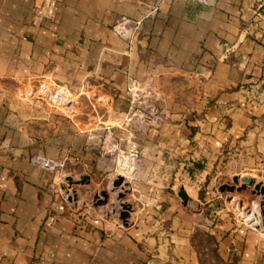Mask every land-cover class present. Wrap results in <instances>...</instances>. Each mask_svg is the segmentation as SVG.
I'll return each instance as SVG.
<instances>
[{
    "label": "crops",
    "instance_id": "obj_1",
    "mask_svg": "<svg viewBox=\"0 0 264 264\" xmlns=\"http://www.w3.org/2000/svg\"><path fill=\"white\" fill-rule=\"evenodd\" d=\"M123 17L141 22L131 40L113 29ZM131 77L151 80L167 126L185 134L139 135L144 166L125 227L114 194L92 213L30 163L70 154L69 174L79 167L93 182L97 157L78 131L92 117H62L20 91L100 85L109 100L99 120L113 124ZM222 164L264 181V0H0V264H264V225L212 222L178 196L185 188L195 200Z\"/></svg>",
    "mask_w": 264,
    "mask_h": 264
},
{
    "label": "rangeland",
    "instance_id": "obj_2",
    "mask_svg": "<svg viewBox=\"0 0 264 264\" xmlns=\"http://www.w3.org/2000/svg\"><path fill=\"white\" fill-rule=\"evenodd\" d=\"M130 79H138L147 82V86L152 89L153 97L149 98V100L155 102L163 117V122L159 127L151 126L147 121L142 122L140 114L137 112L138 109L132 107L130 102L131 93L129 92ZM103 89L104 88L99 85V87L95 86V88L84 87L83 90L75 92L65 85H57L48 81H33L29 84L25 83V85H21L20 91L21 97H36L37 100L44 102L46 105L56 107V109L62 114V117L69 118L70 115H73L74 117H76V115L78 117H83L86 116L87 113L92 117L91 125L78 127V131L85 135L84 151L94 153L97 157L94 181L89 185L82 184L81 176L84 175L79 171V167L76 168L75 173L69 174L68 166L70 163V154L63 158H55L43 153L39 154L66 162V167L62 171H46L57 178L56 190L58 195L64 200H68L70 196L73 200L79 201V203L81 202V205L87 203V209L90 211L93 209L94 211L92 210L91 212L96 214L100 211L102 206H95V197L101 195V192L104 190L110 193L116 190H113L115 186L111 185L113 178L116 177V174L114 173L115 170H113V172L109 171L108 168L111 164L103 158L105 153H110L113 150V144L116 145V143H118L119 147L124 149L133 141V139L139 143V135L159 132L164 129L172 131L173 133H182V129H184L183 134H185V126H167L168 122L162 108V95L155 88L149 78H129L127 84V91L129 93L128 108L124 111L121 118L115 120V123L113 124H105L102 123L101 119L99 120V118H102L103 114H107L105 112L104 104L108 103L109 100ZM142 101L144 100L142 99L140 102ZM138 104L139 103H136V105ZM86 105L88 106V109H84ZM173 113L185 115V111L175 110ZM113 140H115L116 143H113ZM115 160L116 159H112L113 163L111 167H113V169L115 166ZM230 171L229 167L222 164V167L218 169L217 172L212 173L210 177L207 178L206 185L201 187L199 196L196 197L195 195V197H193L195 200H193L192 203H188L187 206L185 205V207L194 213L204 212L208 220L214 222L216 221L215 219L222 215H229L234 218L233 209L235 206H238L239 203H244L245 205L250 206L257 202L261 204V201L264 200V196L262 194H257L255 186L242 188L241 191H239L238 188L240 186H237L234 183L235 177H232ZM69 177L76 179L78 182L71 185L67 180ZM253 179L257 183H264L263 179ZM241 185H243L242 177ZM227 186H234V190L230 191L229 189H225L223 191ZM68 193L70 195H68ZM111 195L113 194L111 193ZM114 195L117 199L118 190H116ZM129 195L130 192L127 193L126 199H128ZM191 195L194 194L192 193ZM204 198L207 200L204 201ZM233 198H236V200L230 204ZM200 199L203 203H207L200 205V202L198 201ZM122 201L124 202V200ZM262 209L264 210V206ZM200 239L201 243L205 245L206 240L202 237Z\"/></svg>",
    "mask_w": 264,
    "mask_h": 264
},
{
    "label": "built area",
    "instance_id": "obj_3",
    "mask_svg": "<svg viewBox=\"0 0 264 264\" xmlns=\"http://www.w3.org/2000/svg\"><path fill=\"white\" fill-rule=\"evenodd\" d=\"M194 1L205 2L206 0ZM140 25V21H134L128 17H123L115 24L113 29L119 37L131 40L136 31L139 29ZM146 86L147 82L140 81L138 79H130V102L133 108L138 109L137 112L140 114L142 122L147 121L149 124H151V126L159 127L163 122V117L155 102L149 100V98L153 97L152 89ZM142 99L144 101L140 102ZM136 103L139 104L136 105ZM113 143H116V141L113 140ZM103 158L105 161H108L111 164L108 168L109 171L113 172V170H115L114 173L116 174V177L113 178L111 185H114V182L119 177H122L125 183H128L130 186V182L138 177V174L144 166V157L142 155L139 143L135 139H133V141L124 149H121L118 143H116V145L113 144V150L110 153H105ZM112 159H116L114 161V169L111 167L113 163ZM30 163L33 167L45 172H58L62 171L66 167L65 161L46 157L39 153H34L31 155ZM68 195L70 194L68 193ZM235 200L236 198H233L230 204L235 202ZM262 207L263 206L259 202L251 206L245 205L244 203H239V205L235 206L233 209L234 219L239 221L241 224H246L250 227L262 226L264 225V210ZM116 213L119 217L118 211H116ZM146 264L169 263L157 259L156 256L151 255L146 259Z\"/></svg>",
    "mask_w": 264,
    "mask_h": 264
},
{
    "label": "water",
    "instance_id": "obj_4",
    "mask_svg": "<svg viewBox=\"0 0 264 264\" xmlns=\"http://www.w3.org/2000/svg\"><path fill=\"white\" fill-rule=\"evenodd\" d=\"M68 182L72 185L74 183H77L78 181L72 177H69ZM243 181V185H241V178L239 177H235L234 179V183L237 186H240L238 188L239 191H241L242 188H247V187H251V186H255L257 194H262L264 196V183L260 182L257 183L253 178L250 177H244L242 178ZM81 182L82 184H90V181L88 179V177L86 176H81ZM114 189L113 190H118V200H125L127 193H129V184L125 183L124 179L122 177H119L115 182H114ZM242 186V187H241ZM65 188V187H63ZM225 189H229L230 191L234 190V186H227L223 189V191ZM115 191H112V194L116 193ZM111 193L104 190L101 192V195H97L95 197V206H103L106 205L108 203L109 198L111 197ZM179 197L181 198L183 205H186L188 203H192L193 199L192 197L189 196V194L187 193V191L185 190V188H180L179 193H178ZM69 201H73V199L71 197L68 198ZM261 205L264 206V200L261 201ZM121 210H118L119 213V219L120 221L123 223V225L125 227L129 226V220L131 217V213L133 212V205L131 203H126L123 202L121 204ZM116 213V211H115Z\"/></svg>",
    "mask_w": 264,
    "mask_h": 264
}]
</instances>
